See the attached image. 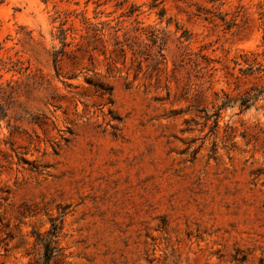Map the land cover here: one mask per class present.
<instances>
[{"label":"rangeland","instance_id":"374dc122","mask_svg":"<svg viewBox=\"0 0 264 264\" xmlns=\"http://www.w3.org/2000/svg\"><path fill=\"white\" fill-rule=\"evenodd\" d=\"M260 90L264 0H0V264H264Z\"/></svg>","mask_w":264,"mask_h":264},{"label":"trees","instance_id":"16d2710c","mask_svg":"<svg viewBox=\"0 0 264 264\" xmlns=\"http://www.w3.org/2000/svg\"><path fill=\"white\" fill-rule=\"evenodd\" d=\"M158 4H154L152 9H157ZM157 15L161 18L165 16L164 8H160L157 11ZM99 31V30H97ZM163 49L158 47V55L163 58ZM155 65L161 64V61L156 59L154 61ZM264 95V90L257 91L254 94L247 93L239 100V105L243 108H249L253 103L260 97ZM61 230V222L53 221L51 227L45 233L35 232L36 242L40 245L42 249V255L40 261L36 264H58L61 259V248L59 246V234Z\"/></svg>","mask_w":264,"mask_h":264}]
</instances>
